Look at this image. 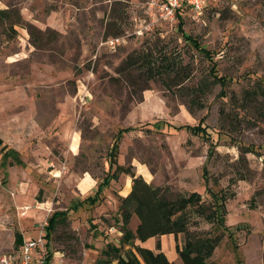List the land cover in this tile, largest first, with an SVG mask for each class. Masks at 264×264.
<instances>
[{
  "label": "rangeland",
  "instance_id": "1",
  "mask_svg": "<svg viewBox=\"0 0 264 264\" xmlns=\"http://www.w3.org/2000/svg\"><path fill=\"white\" fill-rule=\"evenodd\" d=\"M160 1L0 0L22 17L13 29L0 25V138L24 162L2 164L0 149V264L16 253L17 232L37 239L66 211L45 239L51 261L106 260V242L122 230L118 193L129 177L103 182L126 129L115 162L148 171L163 195L196 192L207 207L212 194L227 197L226 230L188 215L193 234L222 236L209 264H264V0H206L202 16L186 9L175 19ZM135 51L168 54L189 78L164 85L121 72ZM200 123L210 139L179 128ZM85 176L96 185L81 194ZM185 240L180 234L177 244ZM163 250L183 264L173 246Z\"/></svg>",
  "mask_w": 264,
  "mask_h": 264
},
{
  "label": "trees",
  "instance_id": "2",
  "mask_svg": "<svg viewBox=\"0 0 264 264\" xmlns=\"http://www.w3.org/2000/svg\"><path fill=\"white\" fill-rule=\"evenodd\" d=\"M178 15L180 16L182 13ZM21 21L22 17L19 12H13L10 9H0V25L10 24L11 29H13L15 26H20ZM181 28L182 22L179 24V29L181 30ZM188 40L192 39L188 38ZM195 47L200 51L207 52L206 49L198 43H195ZM159 56V58L155 57L151 52L145 53L144 51H135L128 56L120 71H126L129 72V74L134 73L139 80L152 81L159 79L164 85L166 82H173L182 77L184 79L189 78V75H187L185 71H180L178 63L172 60L170 55L161 53ZM214 77L216 81L225 85L224 78L216 75H214ZM181 82L182 79L177 81V86H179ZM166 87L171 89L167 84ZM179 128L191 130L193 134H200L207 139H210L212 135L211 132L208 131V128L204 127L201 123L195 127L187 125L180 126ZM127 131H129V129L121 130L115 137L110 159L112 162L111 169L113 165H116V169L115 172L108 176L103 182V185L107 186L111 179H118L122 174L132 178V191L126 198L122 199L120 206L124 242L127 243L135 239L144 242L149 238L163 235H174L177 239L180 234H184L186 236L184 245L180 247L177 244L176 246L182 263L209 264L208 260L213 256L214 251L221 242L222 236L199 237V235L193 234L189 230L188 215L192 211L199 213L212 222H215L220 228L226 230L225 203L227 202V197L224 195L219 196L217 194H212L214 202L208 207L202 203L201 195L196 192H193L187 197L183 196L175 199L166 197L162 194L160 189L148 184L142 176L136 175L133 168H125L115 162L120 142ZM0 148L6 159L12 157L16 163L21 164L20 160L17 159V152L8 148L1 139ZM66 213L67 211L56 212L48 220V225L46 227V239L48 241L51 240L59 222L65 219L64 215H66ZM133 215H136L139 219V225L135 233L129 228ZM230 236L233 235L230 234ZM23 241L22 234L17 233L16 246L19 247L23 245ZM160 248L159 243L158 249L160 250ZM122 249L123 248L108 247L105 254L110 258L117 259L119 264H176L170 261L163 252H154L150 249L136 247V253L130 251L123 254ZM48 261H51V254H49Z\"/></svg>",
  "mask_w": 264,
  "mask_h": 264
},
{
  "label": "crops",
  "instance_id": "3",
  "mask_svg": "<svg viewBox=\"0 0 264 264\" xmlns=\"http://www.w3.org/2000/svg\"><path fill=\"white\" fill-rule=\"evenodd\" d=\"M5 145L8 146V144H5ZM69 145H70L69 146V149H70L72 155L73 156L77 155V151L80 148V146H79L80 145V140L77 137L73 136L71 138V141H70ZM8 148L13 149L15 152H17V155L16 156H17V159L20 160V163L21 164L16 163L12 157H9V158L6 159L3 156L4 154L1 151L2 159H3L2 161H4V162H2V164L5 163L7 160H10L11 165L23 166L24 165V162L21 159V156H20L19 152L14 147H9L8 146ZM137 170H138L137 175L138 176H142L144 178V180L147 181L148 184H150V182H149V180L147 178L149 176V172L146 171L145 169H142V170L137 169ZM127 177H129V179H128V182H127V185H126L125 189L123 191H120L118 193V194H120L122 196V199L123 198H126L131 193V191H132V185H133L132 178L130 176H127ZM118 179H113V181L118 180ZM95 185H96V182H95V180L92 177L85 176V177H82L77 182V189L79 190V192L81 194H82V192L89 193L90 191H92L95 188ZM83 189H84V191H83ZM122 199H121V202H122ZM121 224H122V222H121ZM138 225H139V219H138V217L136 215H133L132 218H131V221H130V225H129L130 230L135 233ZM112 229H113V231H117L118 230L115 227H112ZM121 229H122V227H121ZM117 232H118V234H115V235L114 234H111V235L115 236V240H113V238H112L113 241L111 240V242H114L115 241V244L114 245L111 244V242H106L108 244L105 246L106 249L103 251V254L106 257V260L105 261H102V264H119L117 259L110 258V257L107 256V254H105V252L108 250V247L123 248L122 249V253L123 254H125L127 252H130V251L136 253V247L150 249V250H152L154 252H163L168 257V259L170 261H173L176 264H178L177 261L171 259L165 253V251L163 250V248H164V242H166L169 246H173L174 249H175V251L177 252L176 246H177V239L178 238L176 239V237L174 235H163V236L152 237V238H149L148 240H146L144 242L140 241L139 239H135L133 241H130V242H127L126 243V242H124V239H123V236H124L123 230H118ZM17 233L22 234L20 232H17ZM16 234H15V242H16ZM22 236H23V234H22ZM23 239H24V236H23ZM25 241H26V239H24L23 244L25 243ZM159 243H160V247H161L160 250L158 249V244ZM22 246L23 245L17 247L16 244H15L14 251L19 250Z\"/></svg>",
  "mask_w": 264,
  "mask_h": 264
},
{
  "label": "built area",
  "instance_id": "4",
  "mask_svg": "<svg viewBox=\"0 0 264 264\" xmlns=\"http://www.w3.org/2000/svg\"><path fill=\"white\" fill-rule=\"evenodd\" d=\"M207 7L206 0H161L160 10L163 16L175 19L180 13L186 9L193 12L198 18L202 16ZM48 225V222H47ZM45 234L37 239H28L23 246L15 251V254L6 256L1 260V264H63L61 260L55 258V263L48 261L49 252L46 249V227ZM113 232V229H111Z\"/></svg>",
  "mask_w": 264,
  "mask_h": 264
}]
</instances>
